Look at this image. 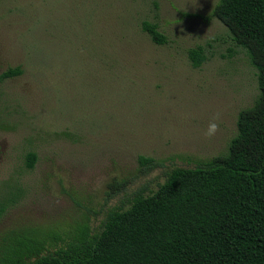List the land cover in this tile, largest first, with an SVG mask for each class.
Here are the masks:
<instances>
[{
    "label": "rangeland",
    "instance_id": "rangeland-1",
    "mask_svg": "<svg viewBox=\"0 0 264 264\" xmlns=\"http://www.w3.org/2000/svg\"><path fill=\"white\" fill-rule=\"evenodd\" d=\"M217 2L0 0V256L20 232H99L111 208L172 168L227 153L260 90ZM197 47L206 60L194 68Z\"/></svg>",
    "mask_w": 264,
    "mask_h": 264
},
{
    "label": "trees",
    "instance_id": "trees-1",
    "mask_svg": "<svg viewBox=\"0 0 264 264\" xmlns=\"http://www.w3.org/2000/svg\"><path fill=\"white\" fill-rule=\"evenodd\" d=\"M213 15L245 50L260 90L238 114L227 153L172 168L156 190L111 208L99 232L87 224L67 239L20 232L2 248L0 264H264V0H218ZM141 28L155 44L167 43L157 23ZM188 56L194 68L206 60L202 47ZM21 73L9 69L2 78ZM26 158L33 169L37 154Z\"/></svg>",
    "mask_w": 264,
    "mask_h": 264
}]
</instances>
